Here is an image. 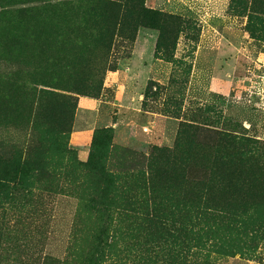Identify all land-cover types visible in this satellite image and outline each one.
<instances>
[{"label": "rangeland", "instance_id": "374dc122", "mask_svg": "<svg viewBox=\"0 0 264 264\" xmlns=\"http://www.w3.org/2000/svg\"><path fill=\"white\" fill-rule=\"evenodd\" d=\"M21 175L0 264H264V0H0Z\"/></svg>", "mask_w": 264, "mask_h": 264}, {"label": "trees", "instance_id": "16d2710c", "mask_svg": "<svg viewBox=\"0 0 264 264\" xmlns=\"http://www.w3.org/2000/svg\"><path fill=\"white\" fill-rule=\"evenodd\" d=\"M26 180L29 181V177L26 175H21V185L17 186H10L7 184H0V213L3 212L5 209L4 206L9 198V194L17 196L22 202L24 203H31L33 201V192L32 188L29 187V185L26 184ZM18 187H23V188H18ZM29 187V188H28ZM17 188V189H16ZM16 191V193L14 192ZM4 208V209H3ZM2 210V211H1ZM2 231L0 232L1 236Z\"/></svg>", "mask_w": 264, "mask_h": 264}]
</instances>
